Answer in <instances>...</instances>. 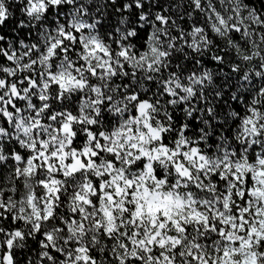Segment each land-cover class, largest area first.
<instances>
[{"label":"snow or ice","instance_id":"snow-or-ice-1","mask_svg":"<svg viewBox=\"0 0 264 264\" xmlns=\"http://www.w3.org/2000/svg\"><path fill=\"white\" fill-rule=\"evenodd\" d=\"M0 264H264V0H0Z\"/></svg>","mask_w":264,"mask_h":264}]
</instances>
